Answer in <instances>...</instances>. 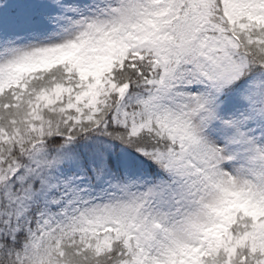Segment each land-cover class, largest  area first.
Returning <instances> with one entry per match:
<instances>
[{
    "label": "snow or ice",
    "instance_id": "1",
    "mask_svg": "<svg viewBox=\"0 0 264 264\" xmlns=\"http://www.w3.org/2000/svg\"><path fill=\"white\" fill-rule=\"evenodd\" d=\"M0 264H264V0H0Z\"/></svg>",
    "mask_w": 264,
    "mask_h": 264
}]
</instances>
